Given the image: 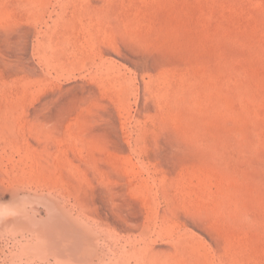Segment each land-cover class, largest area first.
Masks as SVG:
<instances>
[{"label":"rangeland","instance_id":"obj_1","mask_svg":"<svg viewBox=\"0 0 264 264\" xmlns=\"http://www.w3.org/2000/svg\"><path fill=\"white\" fill-rule=\"evenodd\" d=\"M0 157V264H264V0H0Z\"/></svg>","mask_w":264,"mask_h":264},{"label":"bare ground","instance_id":"obj_2","mask_svg":"<svg viewBox=\"0 0 264 264\" xmlns=\"http://www.w3.org/2000/svg\"><path fill=\"white\" fill-rule=\"evenodd\" d=\"M6 149V148H5ZM1 158V157H0ZM21 197V196H20ZM38 197H41V196H38ZM50 201V200H49ZM54 204V203H53ZM14 207V206H13ZM25 207V206H24ZM28 207V206H27ZM25 209V208H24ZM3 210V209H2ZM19 212V211H18ZM28 212V211H27ZM16 213V212H15ZM58 213V212H57ZM29 214V213H28ZM27 214V215H28ZM59 214V213H58ZM38 215H40L41 216V214H38ZM34 219V218H33ZM36 221V220H35ZM78 233V232H77ZM74 239V238H73ZM97 240V239H96ZM90 242V241H89ZM87 258V257H86Z\"/></svg>","mask_w":264,"mask_h":264}]
</instances>
